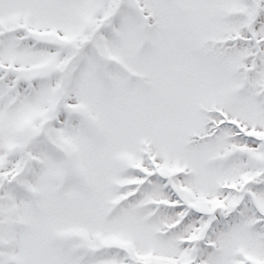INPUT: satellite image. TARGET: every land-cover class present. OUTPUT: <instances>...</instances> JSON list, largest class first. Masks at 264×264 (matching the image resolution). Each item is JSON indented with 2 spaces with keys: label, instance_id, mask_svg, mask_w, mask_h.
<instances>
[{
  "label": "snow or ice",
  "instance_id": "6c2138e0",
  "mask_svg": "<svg viewBox=\"0 0 264 264\" xmlns=\"http://www.w3.org/2000/svg\"><path fill=\"white\" fill-rule=\"evenodd\" d=\"M0 264H264V0H0Z\"/></svg>",
  "mask_w": 264,
  "mask_h": 264
}]
</instances>
